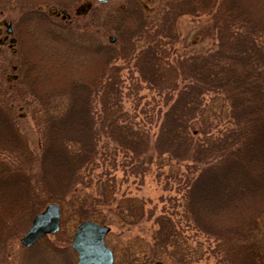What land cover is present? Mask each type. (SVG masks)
<instances>
[{"label":"rangeland","instance_id":"374dc122","mask_svg":"<svg viewBox=\"0 0 264 264\" xmlns=\"http://www.w3.org/2000/svg\"><path fill=\"white\" fill-rule=\"evenodd\" d=\"M128 1L141 10L142 7L152 10L155 0ZM236 1L242 12L251 13L250 19L257 25L258 31H263L264 0ZM77 2L78 0H0V38L7 34L3 21L10 22L12 33L7 35L14 38L11 48L8 46V39L0 44V264H75L76 261L70 241L77 222L73 220V216L68 217L74 212L69 211L68 216L63 218L65 220L60 225L58 234L41 237L30 246H25L20 241L32 217L45 206L42 203V193L46 179H54H48L49 186L64 183L59 182L62 175L54 161L52 165H47V162L38 159L41 155L39 138L43 127L39 125L42 123L39 121L41 116L36 113L40 101L28 93L37 91L43 94L45 100L46 92H63L76 77L91 73L101 62L103 53L88 50L90 40L91 46H100L102 43H112L108 36H113V44L120 46V40L112 29L114 22L107 20L106 15L117 16L114 19L116 24L128 28L137 21L135 16L130 19L117 13V8L126 0H109L103 3L79 0L75 4ZM86 3L90 4L86 12L77 13L74 10ZM51 7L65 9L63 13L67 17L61 20L60 16L53 15L49 11ZM137 12L147 13L143 10ZM211 21L213 20L200 14L179 15L175 20L178 39L172 41V46L170 43L167 46L174 48L172 51H175V55L184 49L191 50L189 52L192 53L204 52L214 47L217 38L210 26ZM115 63L122 68L121 81L114 86L120 91V104L130 115V120L141 124L148 121V115L150 118L151 115H159L165 109L163 98L147 89L146 84L138 83L141 81L140 77L125 62L119 59ZM54 97L50 99V104L61 109L65 107L63 99ZM204 101H208L210 105L213 103L209 95L205 96ZM96 104H100V101ZM219 104L220 101H216L215 106L212 105L215 109L208 113L209 117L206 116V121H212L210 127L225 119V113L219 119L212 114L218 111ZM145 127L147 131L156 134L155 121L147 122ZM203 128H209V124L205 122ZM258 142L256 151L248 154L255 163V177L251 176L252 167L243 171L245 178H251L252 183L255 182L257 194L253 199L250 186H246V191L235 196L231 190L233 188H229L227 200L231 198L226 202L225 191L220 192L216 188H212L216 189L213 191L208 188L205 197H202L204 207L201 208L200 219L203 222L199 220V224H204L210 230L212 228L209 226L215 224L216 229L223 230L222 236L226 234V239L223 238L225 242L222 244H218L219 240L215 239L217 233L209 234L207 228L203 229L200 225L198 230L189 221L185 186L187 178L193 174V167L186 162L159 155L156 151L149 153V158L146 157L144 163H139V167L134 165L138 160L131 159L129 154L120 150L108 155L110 161L106 163L98 159L85 173V181L78 184L74 192L79 195L87 192L104 199L97 186L98 181L110 177L114 179L112 188L116 201L111 196L107 199L112 204L109 208L102 207L100 200L97 201V208L93 205L90 207L101 209L105 217L112 221L108 223L110 230L105 236V242L113 251L115 262L126 258L135 264H155L156 261L161 264H264V180L258 174L264 167V134ZM22 146L28 150L24 152L26 160L19 163L18 159L23 157V154L20 155ZM141 168L146 172L141 173ZM18 170L22 172L21 182L19 178H15L20 173ZM25 171L30 173L27 182L23 179ZM232 177L236 178V174ZM70 194L71 192L66 195L67 198ZM130 197L137 200L135 206L138 211H142V215L138 213L140 218L134 223L121 221L114 210L118 200ZM234 202L235 207L227 206ZM212 212L219 213L212 215L215 222L206 218ZM259 212H263L261 218ZM254 215L256 216L252 218ZM160 216L169 219L172 227H175L172 230L174 238L182 240L170 244L167 250L162 251L155 249L153 245V234L158 229L156 221ZM250 222L256 223L255 226L250 225ZM241 223L247 224H243V229H236V225ZM244 233L255 237L240 240L237 236H246ZM252 249L260 256L257 257V262L250 255Z\"/></svg>","mask_w":264,"mask_h":264},{"label":"trees","instance_id":"16d2710c","mask_svg":"<svg viewBox=\"0 0 264 264\" xmlns=\"http://www.w3.org/2000/svg\"><path fill=\"white\" fill-rule=\"evenodd\" d=\"M128 2L126 0L118 7L117 13L130 19L135 16L136 23L128 28L116 24L114 19L117 16L106 15L107 20L114 22L112 29L120 40V46L102 43L93 47L90 40L88 50L103 53L101 62L91 73L76 77L63 92H46L45 100L43 94L28 90L32 91L29 95L40 101L36 113L41 116L39 121L42 123L39 125L43 127L38 159L47 162V165H52L54 161L62 175L59 182H64L49 186L50 178L46 179L42 203H58L61 224L69 211L74 213L68 217L73 216L77 223L83 219L111 223L101 209H91L90 206L97 208L99 200L102 207L112 205L108 200L111 196L115 200L112 188L114 179L110 177L111 180L98 181L97 186L104 199L87 192L79 195L74 192L76 186L85 181V173L98 159L106 163L110 161L108 155L116 154L118 150L138 160L134 163L138 167L146 157L149 158V153L156 151L159 155L186 162L193 167V174L187 178L185 186L186 213L189 221L199 230V220L203 222L200 219L201 208L204 207L202 197H205L208 188L211 191H225L226 194L230 193L229 188H233L231 190L235 196L250 186L252 199L257 194L255 182L245 178L243 171L252 167L251 176L255 177V163L248 154L256 151L258 141L264 134V30L258 31L257 25L250 19L251 13L242 12L236 0H155L152 10L142 7L146 14L137 12L142 11L141 8ZM183 14H200L213 20L210 26L217 38L214 47L192 53L184 49L175 55V51H172L174 48L170 49L167 44L172 46V41L178 39L175 20ZM36 15L39 13L36 12ZM119 59L140 77L138 83L146 84L147 89L155 91L164 100L165 109L159 115L147 116V122H156V134L147 131L146 121L133 123L120 104L122 97L114 86L121 81L122 67L115 63ZM206 95L212 97L213 106L220 101L218 111L212 112L213 115L219 119L225 113V119L212 127V121H206V116L215 107L204 101ZM54 96L63 99L65 107L61 109L50 104ZM97 101L100 104H96ZM205 122L209 124L207 129L203 128ZM27 150L22 146L20 155L23 154V157L18 159L19 163L26 160L24 152ZM259 165L263 166L260 162ZM262 168L258 174L264 180ZM140 170L141 173L146 172L145 169ZM234 173L236 178L232 177ZM21 174L15 175L20 182ZM24 176L27 182L30 173L25 171ZM50 180L54 181L53 178ZM227 197L228 194L225 202ZM135 201L131 197L118 200L114 206L117 218L126 223L137 222L142 211H138ZM234 204L228 203L227 206L235 207ZM262 213L259 212L260 218ZM214 214L219 213H208L206 218L215 222ZM156 222L158 229L153 234L155 249L167 250L170 244L182 241L174 238L172 230L175 227L166 216L157 217ZM243 224L247 223L236 225V229H243ZM255 224L250 222L252 226ZM200 227L207 228L204 224ZM215 227V224L209 226L215 230L207 228V232L217 233L215 239L222 244L226 234L222 236L223 230ZM244 234L246 236L237 237L240 240L255 237ZM250 255L256 262L257 257L260 258L255 249L251 250ZM119 262L135 264L126 258L113 264Z\"/></svg>","mask_w":264,"mask_h":264},{"label":"water","instance_id":"95a60500","mask_svg":"<svg viewBox=\"0 0 264 264\" xmlns=\"http://www.w3.org/2000/svg\"><path fill=\"white\" fill-rule=\"evenodd\" d=\"M2 23L6 27L5 32L9 34L11 32L10 23L8 21ZM108 40L113 43L114 37L108 36ZM59 220L58 205L53 202L48 203L32 217L28 229L21 237V243L30 246L38 241L41 236L54 234L58 229ZM109 230L108 225L93 220L87 219L79 222L74 229L70 243L71 249L77 255L75 264H113V253L104 242L105 235Z\"/></svg>","mask_w":264,"mask_h":264},{"label":"flooded vegetation","instance_id":"af4514ba","mask_svg":"<svg viewBox=\"0 0 264 264\" xmlns=\"http://www.w3.org/2000/svg\"><path fill=\"white\" fill-rule=\"evenodd\" d=\"M78 2H79V0H78ZM78 2L75 3V4H78ZM89 8H90V4L86 3V4L82 5V6L75 7L74 10H76L77 13H81V12L84 13ZM63 10H65V9H58L56 7H51V9L49 11H50V13H54L53 15H55L57 17L60 16L61 20H64L67 16L63 13ZM69 18H70V16H69ZM4 28L6 30V27H4ZM10 28H11V24H10ZM11 33H12V28H11V32L9 33V36H10ZM9 36L7 34H5L4 37H1L0 38V44H3L6 41V39H8V46L11 48L13 46V44H14L13 43L14 42V38L13 37H9ZM58 207L60 208L59 205H58ZM59 211H60V218H61V210L59 209ZM60 225H61V219H60V222H59V228H60Z\"/></svg>","mask_w":264,"mask_h":264}]
</instances>
